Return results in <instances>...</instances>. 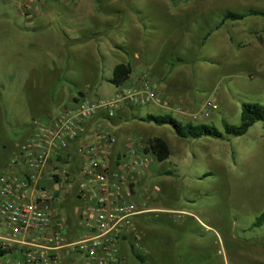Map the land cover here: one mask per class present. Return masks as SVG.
I'll use <instances>...</instances> for the list:
<instances>
[{
	"label": "rangeland",
	"instance_id": "1",
	"mask_svg": "<svg viewBox=\"0 0 264 264\" xmlns=\"http://www.w3.org/2000/svg\"><path fill=\"white\" fill-rule=\"evenodd\" d=\"M93 3L106 15L111 6L122 7L126 10L121 14L122 21L127 22L129 14L139 20L142 31L137 28V38L131 42L126 41L125 32L111 31L113 28L106 27L101 19L94 27L102 33L109 32L108 38L113 35L112 38L122 40L120 43L126 50L146 51L158 71H172L168 79L175 82L176 88L188 91L192 98L190 118L195 116L196 124L213 126L224 135L221 140L182 139L165 126L175 137L171 139L165 133H157L154 124L144 131L150 138L167 137L172 153L167 160L158 162L156 168L172 175L157 174L145 179L147 182L138 186V196L151 195L157 198L152 201L156 207L180 211L149 212L144 214V222L133 220L139 238L133 249L129 243L122 244L124 264H150L141 263L135 255L137 252L145 255L144 250H151L148 256L155 260L153 264H264V225L253 227L264 210V121L256 122L240 136L224 134L226 124L239 125L242 102L264 107V15L222 22L228 11L264 12V0H93ZM171 3L180 5L170 9ZM107 44L106 40L100 44L101 71H95V59L81 51L67 59L71 68L54 74V79L61 74L62 83L49 76L43 88H35L31 83L34 75L30 76V82L26 81L29 71H17L14 81L8 79L12 71H0V81L15 89L14 99L20 106L33 98L48 101L46 91L51 88L55 91L52 103L58 105L66 103L64 87L75 94L81 91L89 96L112 98L118 89L104 79L115 62ZM208 100L216 104V109L204 117L200 111ZM117 110L106 124L118 122ZM127 110L131 117L130 109ZM133 110L140 114L149 111L170 114L161 104ZM6 127L10 132L7 139L14 142L21 126L11 123ZM131 133L125 128L112 132L114 155L128 154V146L137 148V136ZM23 143L24 140L20 146ZM175 151L181 153L177 161ZM14 152L13 149L9 155L8 150V155L13 158ZM131 185L133 194L137 187ZM154 186L157 191H152ZM43 187L57 191L58 213L77 224L72 213L76 207L85 206V200L76 201L73 193L66 192L68 186L60 189L44 181ZM75 264H83L82 259L76 258Z\"/></svg>",
	"mask_w": 264,
	"mask_h": 264
},
{
	"label": "built area",
	"instance_id": "2",
	"mask_svg": "<svg viewBox=\"0 0 264 264\" xmlns=\"http://www.w3.org/2000/svg\"><path fill=\"white\" fill-rule=\"evenodd\" d=\"M23 1L29 7L33 0ZM117 89L109 99L78 96L51 121L32 120L31 136L19 147L9 170L0 173V264H59L64 255L81 258L83 264H124L120 245L138 241L132 221L143 212L132 201L130 184L149 157L131 151L111 164L108 150L114 138L98 128L90 131L89 120L100 111L108 120L123 105H170L147 74L141 75L138 87ZM215 109L208 100L200 114L209 117ZM71 141H81L73 152L77 158L66 157ZM45 178L52 186H68L67 193L88 199L73 212L79 226L73 238L56 212L57 191L43 187Z\"/></svg>",
	"mask_w": 264,
	"mask_h": 264
},
{
	"label": "crops",
	"instance_id": "3",
	"mask_svg": "<svg viewBox=\"0 0 264 264\" xmlns=\"http://www.w3.org/2000/svg\"><path fill=\"white\" fill-rule=\"evenodd\" d=\"M169 5L170 9H172L180 4L176 5L171 3ZM124 12H126L125 9L115 5L107 10L106 15L102 8L94 6L93 0H38V2L33 0L29 7L25 6V1L23 0H0V20H3L0 25V71H12L11 73L9 72L10 75H8V79H12V81H14L17 71H29L30 74H27L26 81L30 82V76L34 75L35 79L31 81V83L33 87L38 89L44 87L49 76L54 82L57 81L62 83L63 78L61 74H58V76L56 75L55 79L54 74L56 71H66L68 66L71 68L72 66L68 64L67 59L72 55L75 56L76 52L82 51L81 53L83 55L90 54L92 59H95V71H101L100 59L103 57V54L101 53L100 44L103 40H106L108 41L107 47L113 52V60L115 61L111 66L110 73L104 76L106 82H109L111 79L116 65L120 63L128 64L131 67V73L127 80L119 87H138L140 85L141 75L147 74L161 99L167 101L169 105H171L172 108L170 107L169 112L172 117L182 122L191 121L196 123L189 115V111H192V98L190 94L188 91H183L178 87L176 88L175 82L172 81L171 78L168 79V77L172 75V71H158L155 66H153V62L146 51H142L141 49H136L133 52L126 50L120 43L122 40L112 38L113 35L111 34V37L108 38L109 32L102 33L99 29H95L94 23L101 19V22L104 23L106 27L113 28L111 31L119 30L125 32L128 35H125L126 41L131 42L137 35V28H140V31L142 30L139 24L140 22H138L139 20L133 18L130 14L127 17V22L126 19L122 21L121 14ZM16 16L17 20L15 19ZM54 18L57 22L53 20ZM142 29L144 28L142 27ZM136 38L137 37L134 39ZM98 73L100 75V72ZM173 91L175 95L169 94ZM46 92H49L48 101L33 98L32 100H26V103L20 106L14 99L16 93L15 89L5 87V84L0 81V169H2L0 173L9 170L7 169L8 164L16 157L20 142L24 140L25 143L31 136L33 131L31 122L33 119H41L45 122L51 121L63 108L72 107L78 96H89V94H84L81 91L75 94L69 88L64 87L65 95L63 99L66 100V103L58 105L52 103L53 96L55 95L54 89H48ZM216 94L218 96V93ZM89 97L92 99L98 98L96 95H90ZM133 108L134 107L124 105L120 106L116 112V114H118V122L110 121V123L108 122L106 124L105 121L107 120L105 119L103 111H100L94 118L89 120L90 131L98 128L101 129L102 132L108 131L112 136V132L115 129L125 128L128 129V131H132L131 134L137 136V148L135 149L128 146L130 150L126 155H114L112 152L113 145L109 148L108 159L111 164L119 160V158L129 155L131 151L135 152L136 155L144 153V147L149 141L155 138L154 136L150 138L144 134L145 130L152 128L153 125L151 124L153 123H147L141 119L147 114L155 113L150 111L146 114L133 113L135 112ZM127 109H130L131 117H129ZM177 110L180 111L178 113L179 116L173 114L174 111ZM13 118H15V120H12ZM11 123H16L19 127L21 126L17 131L16 140L14 142H9L7 139L10 132L6 126ZM165 126L168 125H156V132L165 133L169 138L174 139L175 137L171 135L170 131H168L169 129ZM159 138L164 139L170 148L167 137L160 136ZM80 142L81 141H71V143H69L66 157L71 158L74 156L75 153L73 154V152L77 146H79ZM83 143L84 141H82V144ZM9 146L11 147L8 148ZM13 149L16 153H13L14 157L12 158L9 155ZM170 152L172 153L171 149ZM144 154L149 157V162L144 167H140L139 172L134 176L133 185L135 184L137 188L134 189V193L131 195L132 201L139 209L143 210L142 213L135 216V222H144L143 216L145 213L149 212H164L166 210L180 211L172 208L156 207V204H152V201L157 200V198L151 195L146 198L138 196V186L141 183L144 184L147 182L145 179L150 180L157 174L172 175L170 171H161L156 168L158 161L152 154ZM180 154L179 152H174L175 161H177L176 157L178 159L181 158ZM154 160H156V162ZM48 166L51 167V164H48ZM167 172H170V174H166ZM44 181L50 183L46 178L43 179L42 182L44 183ZM150 185L151 184H148V186ZM157 190L158 187L154 186L152 191ZM74 198L76 201L84 199L85 205L88 202L86 196ZM79 208L80 207H76L74 211ZM56 209L57 214L60 215L58 213V206ZM63 218L67 223L66 233L69 238H73L79 231V226L78 224L69 222L65 216H63ZM72 219L76 221L73 213ZM122 244L127 243L124 242ZM122 244L120 245V252L122 250ZM149 251L151 250H144L146 254L141 256L142 259L145 260V263L149 261L150 264H153L152 260L154 259L148 256ZM75 260V257L72 255H64L60 259L59 264H75Z\"/></svg>",
	"mask_w": 264,
	"mask_h": 264
},
{
	"label": "trees",
	"instance_id": "4",
	"mask_svg": "<svg viewBox=\"0 0 264 264\" xmlns=\"http://www.w3.org/2000/svg\"><path fill=\"white\" fill-rule=\"evenodd\" d=\"M264 15V12L258 10H250L248 13H234L231 11L223 15L222 22L225 20H242L246 16ZM131 73V67L128 64L120 63L115 66L113 74L109 82L115 87L121 86ZM147 123L155 125H168L179 138L197 139L201 137H211L215 139H224V135L213 126L204 123L196 124L191 121L182 122L174 119L171 114H147L141 118ZM264 121V107L258 103L242 102L240 104V122L239 125L224 126V134L228 136H240L247 132V130L256 122ZM144 153L152 154L158 162L167 160L170 156V148L166 141L162 138L155 137L147 143L143 149ZM170 174V172L166 173ZM264 225V210L255 219L253 223L254 228ZM133 249V246H131ZM137 259L141 263H145L140 254L135 253Z\"/></svg>",
	"mask_w": 264,
	"mask_h": 264
}]
</instances>
